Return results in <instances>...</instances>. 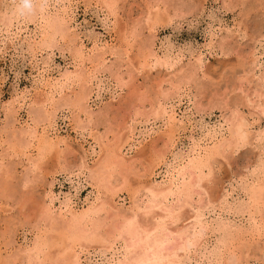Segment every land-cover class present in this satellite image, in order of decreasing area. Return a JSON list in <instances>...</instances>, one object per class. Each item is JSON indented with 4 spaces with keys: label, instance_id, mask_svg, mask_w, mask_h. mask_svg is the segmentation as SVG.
Segmentation results:
<instances>
[{
    "label": "rangeland",
    "instance_id": "obj_1",
    "mask_svg": "<svg viewBox=\"0 0 264 264\" xmlns=\"http://www.w3.org/2000/svg\"><path fill=\"white\" fill-rule=\"evenodd\" d=\"M10 1L0 0V12L4 8V3ZM16 1L22 3V0ZM73 1L75 2L73 13L68 12L69 14L63 17L60 14L61 9L48 5L43 12L44 20L35 19L33 22H26L27 31L19 33L16 36L17 40L4 32L0 34V157L4 164L0 168L2 261L9 259V256L24 244L30 245L36 238L44 237L49 233L55 236L53 238L56 243L45 249L50 254L48 262L59 256L64 240L62 237L58 238L60 234L67 233L52 231L46 221H41L46 210L43 205L44 195L51 193L59 200L64 198L61 201L63 204L71 201L70 207L76 209L77 213L88 208L97 197L101 196L102 200L106 201V197L109 196L106 189L94 180L86 179L88 171L81 170L79 166L86 156L87 167L95 169L96 163L103 155L102 152L99 154L100 149L102 150L105 145H111L113 150H117L119 137L127 132V127L133 123L132 119H135L141 122L138 124L141 134L136 135L131 153L125 156V160L131 164L126 162V166L118 167L111 179L112 195L107 199V209L104 208L100 213V223L105 225L104 231L113 229L116 225L117 209L123 205L121 211L127 217L124 226L131 224L138 238L137 245L132 246L129 243V233H123L117 240L119 246L129 249L124 258L125 262L142 258L143 250L144 254L147 250L146 247L150 249L157 247L161 250L163 264L174 262L178 255L182 256V259L176 264H208L204 257L202 259L199 256L201 253L197 255L198 257H194L192 254L185 256L182 251L186 236L191 235L197 227L196 219L192 217L193 210L197 208L201 220L213 222V226L221 220L236 227L248 226L247 224L250 223L247 211L242 214L228 211L227 208L225 209V201L220 202L218 198H222L227 193L229 204L242 203L243 200L247 202L246 187L253 180L254 173L259 174L257 159H260L258 154L260 155L261 145L255 139V133L264 129V115L259 114V108L256 107L258 104L264 105V0ZM107 3L111 4L112 13L108 10ZM39 4L40 0H34L32 7L38 10ZM54 17L63 19L65 32L58 34L52 46L37 52V56L32 59L29 43H32L35 37L33 33H38L46 20ZM227 31L230 35L226 37ZM76 33L85 45L83 50L86 54L83 60L76 57L77 51L81 50ZM95 44L102 48L107 46V51L111 47L115 48L111 50L117 52L114 55L107 54L105 66L101 68L105 71L100 76L99 83L101 100L96 99L94 90V95L92 94L87 101L88 105H85L87 111L89 109L94 111L92 123L86 126L87 130L81 134L78 129L88 120V116L78 108L73 109L72 113L68 110L57 111L55 124L52 126L43 124L36 135L38 139L42 137L41 133H47L50 137L52 135L54 141L58 139L62 141L59 147L55 146L41 155L37 153L40 141L37 143L36 140L33 142L35 147L32 144L30 148V153L20 147L17 151L8 150L16 142L13 135H17L26 122L33 125L37 121V110H43L42 105L46 96L43 94L39 96L43 86L37 82L36 70L31 68L34 62L46 61L48 69L46 76L51 79H57L67 71L85 76L84 66L89 63L87 53L95 48ZM150 54L160 58L166 56L169 59L168 64L172 65L165 68L154 66L155 59ZM200 56L202 65L199 67L196 61ZM193 64L195 70L191 69V66L194 67ZM89 65L93 69L97 67L96 63ZM116 76L122 78V85L119 88L113 84ZM177 83H181L184 87L180 102L178 103L177 97L173 99L174 102L172 101L176 104L174 107L176 119L182 117L186 123L187 121L191 123L194 127L195 141L202 147L215 151L222 138H229V131L233 129L232 122L238 125L242 118L249 121L248 124L252 123V127L249 128L252 132L246 142L236 147L218 148L219 152L213 155L210 167L208 163L207 170L204 171L208 174V178L206 177L203 183L204 188L198 190L199 193L193 195L192 199L182 206L179 217L173 215L162 218L159 221L162 226L155 229L154 217L159 216L161 212L153 207L157 198L154 197V189L149 183L153 185L160 183L165 168L161 165L155 170L153 177L149 176V173L153 168L152 165L164 151L166 129L163 125L164 119L156 118L152 125L147 124L145 127L144 122L149 115L148 112L158 106L157 100L162 98L159 96L169 88L172 89L171 87ZM86 91L90 94L89 89ZM77 92H80V87L75 83L56 95L52 102L61 103V99H72L78 94ZM15 95L22 97L24 103L15 116L13 113L6 116L4 108ZM87 106L90 108L88 109ZM53 109L49 107L48 110L52 112ZM232 116L235 120L231 118ZM224 121L228 124L223 123ZM223 129L229 131L225 132ZM186 131L180 133L179 140L167 154L168 161L175 152L183 156L186 154L189 146L187 139L189 133L188 130ZM93 147L97 153L92 154ZM36 156L41 158V161L39 158L36 163L38 166L30 165L27 159L30 157L31 160L36 161ZM116 158L118 159L117 156ZM130 158L132 162L129 161ZM129 164L134 168L132 171L127 166ZM35 168L37 169L34 170ZM256 169L258 172L255 171ZM79 172L84 173V176L77 178ZM27 173L29 177L25 179ZM113 189L114 193H112ZM113 195L116 197L120 195L123 202ZM54 201L57 205L58 202ZM257 220L256 224L261 226L262 222ZM260 230L261 233H257L258 236L254 238L259 240L258 244L248 236H241V240L234 239L229 244L228 251L230 253L233 251L237 258L240 257L238 262L234 255L225 253L226 258L230 255L231 264H264V252L261 247L264 230L261 227ZM218 234L219 232L210 233L205 252L207 249L213 250ZM60 240L61 244H59ZM241 243L244 246L240 245ZM140 246H143V250ZM189 252L192 250L190 249ZM207 254L206 256L209 257L210 255ZM96 256H91L92 261L99 259ZM212 256L210 257L213 258ZM219 258L217 260L221 262ZM166 260L169 262L167 263ZM0 263L2 264L1 261Z\"/></svg>",
    "mask_w": 264,
    "mask_h": 264
},
{
    "label": "bare ground",
    "instance_id": "obj_2",
    "mask_svg": "<svg viewBox=\"0 0 264 264\" xmlns=\"http://www.w3.org/2000/svg\"><path fill=\"white\" fill-rule=\"evenodd\" d=\"M33 1L34 0H31V2ZM74 3L75 2L73 0H40V4L38 5L39 6L38 10L33 7L31 8V10H25V9H22L21 4L19 2H17L16 0H11L10 3H4V8L2 12H0L1 13L0 34L1 32H4L7 36H10L12 39H15L19 33H22L23 31H27L28 25L26 24V22L28 21L33 22L35 19H37L38 21L39 19H41V21L44 20L45 17L43 16V12L46 10L48 5H53L57 7L58 10L61 9L60 14H61V17H63V16H67L66 14L73 13ZM107 8L110 11V13L113 12L111 11L113 10L111 4L109 5L107 3ZM61 17H54V18L47 19L43 28L42 27L39 28L38 30L39 35L38 33H33L35 37L32 40V43H29V48L32 51V59L35 56H37L36 55L37 52H41L42 49L52 46L51 44L53 43L54 38L58 34H61V32H65V29L63 27V19ZM2 26H3V29H2ZM228 32L229 31H227L226 37L230 35V32L229 33ZM231 34H233V32ZM36 37H38L39 40ZM76 37L80 41L79 46L81 48V50L77 51L76 57L83 60L84 59L83 56L84 54H86L84 53V50H83L85 45L82 43L81 39L79 38L78 33H76ZM222 38L223 37H221V39ZM222 42L223 41H221V43ZM220 45L223 46V44H220ZM94 46L95 48L91 50L89 53H87V59L89 63L88 65L84 66L85 76L79 75V74L76 75L73 72L67 71L64 74H62L59 78L51 79L49 76H46V72L48 70L46 61H43L42 63L40 62L41 64L38 62V60L35 62L33 61L34 66H32L31 68H34L36 70L37 82L41 84V86H43V89H41L39 96H41L42 94L46 96L43 102V105H42L43 110H37L36 112L37 121H35L33 125L29 122H26L25 126L17 133V135L15 134L13 135L16 142L13 143L9 147L8 150L17 151L18 147H20V149H23V150L27 149L30 153V148L32 147L33 142L36 140H38L37 143L40 141L38 143V148L37 147L36 148L38 149L37 153L39 152L41 155L46 153L48 150L50 151L55 146L56 148L59 147L62 141H60L59 139L58 141L57 140L54 141L51 138L52 135L50 137V135L47 133L46 134L41 133L40 136L42 137H40V139H38L36 135L38 134L37 132L39 131V129L43 127V124L47 123L49 124V126H52L53 124H55V118L57 115V111H62V110L67 111L68 110V112L72 113L73 109L78 108L82 113L88 116L87 122L84 123L83 125H80L78 129L81 131V134L84 133L83 132L84 130H87L86 126L87 124L92 123V120H93L92 114L94 113V111L90 110L89 109L90 107L88 106L87 107L90 112L87 111L85 105H88L87 101L92 97V94L94 95V90L96 91L95 92L96 99H100V96H101V92H99V90L101 89V87L99 86V83L101 81L100 76L105 73V71L102 70L101 68L105 66L106 55L107 54L114 55V53L117 52V51L116 52L112 51V50H115V48H112L111 46L110 47L112 48V50L110 48L111 50V51L109 50L110 52L107 51L108 50L107 46L105 48L100 47L98 44H95ZM146 56H148V53L146 54ZM201 56L199 59H197L198 61H196V63L198 62L197 64H199L198 65L199 67L200 65H202ZM151 57H154L155 59L154 63L151 61L154 66L165 68V67H169V65L171 64V63L168 64L169 59L166 56H165L166 58L165 57L160 58L156 55H151ZM92 63L97 64V67L95 69H93L89 65ZM143 64L144 63L142 62L141 65ZM149 65H147V67H149ZM191 67L189 68L195 70V65L194 67L193 66ZM121 82H122L121 76H116L114 78L113 84L114 86H117L119 88L122 85ZM75 83L79 84L80 92H77L78 94H75L74 98L72 99L68 98L64 100L61 99V103L52 102L56 95L61 94L65 89L69 88L70 85L73 86ZM86 84H88V86H86ZM183 87L184 86L181 83H177L175 86L171 87L172 89L169 88L167 91H164L165 93L162 94V96H159L162 98L160 100L159 99L157 100L158 106L153 110L151 109V112L150 111L148 112L149 115L147 116V119L146 120L144 119L145 120L144 127L145 125L147 126V124L152 125L156 118H159L162 120L164 119L163 125L165 126V129H166V132L164 133V136H165L164 137L165 138L164 151L161 152V154L158 157V160H156L155 163L152 165L153 168H151L152 170L149 173V176L153 177L155 176V170L157 168H159L161 165H163L165 168L164 174L162 175L161 173L162 176H161L160 183H158L157 185H153L149 183V185L154 189V192H155L154 197L157 198L153 207L157 209L159 212H161L159 216L154 217L155 229L162 226V224L159 222L162 220V218H165L167 216H173V215L176 217L177 216L179 217L182 206L186 205L188 201L192 199L193 195L198 194L199 193L198 190L204 188L203 183L206 177L208 176V174H206L204 171L207 168L208 163H209L208 166L210 167V162L212 160L213 155L215 156V154L217 155V152H219L218 148L224 147V149H227V148L236 147L238 144L246 142L249 137L248 135L252 132V131L250 132V129H249L252 127V123L248 124L249 121L245 120V118L244 119L242 118L238 125H235L230 120V123L232 122L233 124L232 125L233 129L229 131L228 129H231V128L226 127L228 128L226 131L230 132V136L228 135L229 138H222V140H220V144L218 145V148H217L218 150L216 149L217 151L216 150L209 151L205 147H202L201 144L195 141L194 134H193L194 127H192L191 123L185 119L187 121L186 123L182 119V117L179 119H176L177 114L174 109L176 104L172 103V101L175 97H177L178 103L180 102L181 95H183L181 94ZM88 89L90 91V94L88 93V91H86ZM170 90L172 91V93L175 91L173 95L172 93L169 94ZM110 94L112 93L110 92ZM22 99H23L22 97H19L17 95L13 96L11 99L12 101L6 104L4 108L5 115L7 116V114L13 113V115L15 116V113L17 114V110L20 109L24 103ZM258 105L256 107L259 108V114L264 115V105L263 104L262 105L258 104ZM49 107L54 108L52 112L48 110ZM231 118L234 119L233 116ZM138 121L135 119H132L133 123L130 124L129 127H127V132L124 133V135L119 137L118 139L119 142H117L118 145L116 146L117 150L115 149L113 150L111 148V145H105L102 150L98 147L100 149V152L98 151L99 154L102 152L103 155L101 154L102 157L98 160L99 162L96 163L97 167L95 169L94 168L89 169L87 167L86 156L83 157L81 166H79V168L81 167L80 168L81 170L88 171V176H85L86 179L89 178L91 180H94L97 184L99 185L101 184L102 187L106 189V192L109 194V196L106 197V201L102 200L101 196H100L101 199L97 197V200L95 201L94 199L95 202L92 201L93 203L90 204L88 208H84L81 213H77L75 211L76 209L73 210L72 207H70L71 201H67L68 202V203L66 202L67 204L66 203L63 204V202L61 201L64 198L62 200H59L56 195L51 194V193L44 195L45 201L43 200V205H45L44 207L46 210H45V213H43V217L41 221H46L48 223V227L50 226L52 231H55V232L59 231L61 233L65 231L67 233L66 235L59 233L60 237L58 239L62 237V240H64V243L62 246L63 248L62 250L59 251L60 253L59 256H57L52 261L48 262L49 260L48 257L50 254L47 253L46 248H48L49 246L51 247V245L56 243L55 239L53 238L55 236H53L52 233L51 235L49 233V234H45L44 237L36 238L34 241L32 240L33 242L30 245H28L27 243L24 244L22 248H20L15 253H13L11 256H9V259L6 258L5 262H3L2 258L0 257L1 258L0 261L2 262V264H84V262H87V264H163V261L161 260L162 258L161 250L157 247H155L154 249H150L146 247L147 250L145 251V254H144L143 246H140L141 249L143 250V255H144L142 258H140L137 261H135V259L134 260L131 259L130 262L128 263L124 261V258L126 257L127 251L129 249L121 245L119 246L117 240L122 236L123 233H126V234L129 233L128 234V237H130L129 243H131L130 246H132L134 244L137 245L138 238L136 236V231L134 230L131 224H128V226L126 227L124 226L125 221L127 220V217L125 216L124 213H122L123 211H121L123 205H120V207L117 209L118 210L117 221H116V225L113 226V229L104 231L105 225L100 223V219H101L100 213L104 211V208H106V206H108L106 204L108 201L107 199L111 198V195H112L111 194V186H112L111 179L114 176L113 174L118 167H124L126 162L127 164L130 163L125 160V156L126 154L131 153V150L133 148L132 145L134 143L133 141L136 138V135L141 134L138 128L139 127L138 124H140L141 122L140 121L138 122ZM141 121L143 122V120ZM225 122L226 121H224L223 123ZM227 122L225 124H228ZM189 125L190 127H188ZM43 129H41L42 132H43ZM184 130L185 131L188 130V133H189V137H187L189 146L187 148L186 154L183 156L175 152L174 154L171 155V160L168 161L167 154L171 152L172 148L175 146V143L177 142V140H179L180 133L183 132ZM215 139L217 140L218 138H215ZM255 139L258 140V142L261 145L260 152H259L260 155L258 154L260 159H257L258 157L256 158L257 160H259L257 163V169L259 171V174L258 173L255 174L253 172L254 173V176L252 174L253 180L250 183H248V186L246 187V191H245L246 197L245 198H247L248 204L247 202H244L245 200H243L242 203L233 202L229 204L226 198L227 193L222 198L221 197L218 198L220 202H222V200L223 202L225 201V209L227 208L228 211L238 212L240 214L247 211L249 214L250 223L247 224L248 226H240L238 224L239 226L236 227L234 225L227 223L225 220L224 221L221 220L219 222L217 220L216 222L218 223L215 224L216 226L215 227L212 225L213 222L210 223V222H207L208 220L207 221L203 219L201 220V216L200 214H198L199 212L197 211L198 209L193 208L195 210H193L192 217H195L197 227L194 229V232L191 235H187L184 240L185 245L183 246L182 251H184L185 256L188 254H192L194 257H198L197 255L201 253L199 256H201V258L204 257L206 261H208V264H220V263L221 264H231L229 262L231 258L230 255L232 256L234 255V253L233 251L230 253V251H228L229 249L228 247H229V244H231L234 239L241 240L240 239L241 236L243 237L248 236V237H251V239H253V241H255L256 244H258L259 240H255L254 238L255 236H258L257 233L261 231L260 227L262 228V230H264V129L262 131H258V132L256 131ZM98 141H100V139ZM107 143L105 142V144ZM94 153H97V152L95 148L93 147L92 154ZM38 156H36L37 158H35L36 161L31 160V158L29 157L27 159L28 163L30 165L38 166L36 164L40 158ZM116 156L118 157V159L116 158ZM1 159L2 157H0V168L2 165H4ZM40 161H41V158H40ZM129 161H131V158L129 159ZM130 164L127 166L132 171L134 168ZM37 168H35L34 170H36ZM255 168H256V164H255ZM257 169L255 171H257ZM83 174L84 173L81 172L80 174L77 175V178H79V176ZM74 176H75V173H74ZM28 177L29 175L27 173L25 175V179L26 178L28 179ZM125 184L126 183H124V185ZM76 185L74 188H76ZM114 189L112 193H114ZM115 194H116V191H115ZM114 197H116V195ZM116 198L119 199L120 195H118ZM54 200L58 202L57 205L55 204ZM121 201L123 202V200ZM211 204H213V202ZM225 209H222V210H225ZM128 210L130 211V209ZM257 219L260 220V223L262 222L261 226L256 224V221H258ZM212 232L213 233L219 232L218 234L219 236L218 238L216 237V240H215L216 242L214 241L216 245H214L215 246L214 248L212 246L213 250L208 251L209 249H207L205 252L208 238L210 236V233ZM59 244H61V240ZM59 244L57 242V245ZM240 245L244 246V244L242 243ZM241 247H239V249ZM261 247L264 252V241H262ZM190 249L192 250V252H189ZM217 252H218V255H216ZM225 253L230 254L228 258L224 256ZM206 254L210 256L213 255L212 256L213 258H211L210 256L207 257ZM92 255H95V256L97 255L99 259L92 261V258H91ZM218 258L221 260V262L217 260ZM235 258H236V261L238 262L240 261V257L237 258L235 256ZM181 259H182V256L178 255L176 256V260L174 262L168 263L169 260H166V262L168 264H176V263H179ZM199 260L200 259H198V261ZM200 263H202V261Z\"/></svg>",
    "mask_w": 264,
    "mask_h": 264
},
{
    "label": "clouds",
    "instance_id": "obj_3",
    "mask_svg": "<svg viewBox=\"0 0 264 264\" xmlns=\"http://www.w3.org/2000/svg\"><path fill=\"white\" fill-rule=\"evenodd\" d=\"M21 7L22 9H25V10H31L32 8L31 0H22Z\"/></svg>",
    "mask_w": 264,
    "mask_h": 264
}]
</instances>
